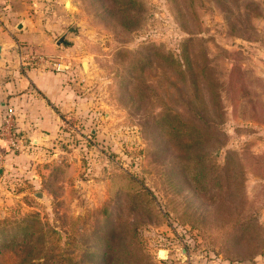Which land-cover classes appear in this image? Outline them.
I'll list each match as a JSON object with an SVG mask.
<instances>
[{
	"label": "rangeland",
	"instance_id": "rangeland-1",
	"mask_svg": "<svg viewBox=\"0 0 264 264\" xmlns=\"http://www.w3.org/2000/svg\"><path fill=\"white\" fill-rule=\"evenodd\" d=\"M12 2L16 56L79 90L0 154V263L264 264V0Z\"/></svg>",
	"mask_w": 264,
	"mask_h": 264
},
{
	"label": "crops",
	"instance_id": "crops-1",
	"mask_svg": "<svg viewBox=\"0 0 264 264\" xmlns=\"http://www.w3.org/2000/svg\"><path fill=\"white\" fill-rule=\"evenodd\" d=\"M12 1L0 0V154L9 152L7 113L12 118L11 131L16 145L29 148L50 144L59 136L62 124L70 119L79 90L75 70L57 71L45 64L25 65L16 56L18 40L17 36L10 38L12 27L20 30L25 23L13 22L12 16L20 11ZM21 22L24 26L19 28Z\"/></svg>",
	"mask_w": 264,
	"mask_h": 264
},
{
	"label": "trees",
	"instance_id": "trees-1",
	"mask_svg": "<svg viewBox=\"0 0 264 264\" xmlns=\"http://www.w3.org/2000/svg\"><path fill=\"white\" fill-rule=\"evenodd\" d=\"M219 106H220V102H218ZM221 108V107H219ZM11 235L9 234L8 231H3L0 233V250H1V247L5 246L7 244V241L9 239H11L10 237ZM115 252H108L106 251V255H105V264H115ZM1 264V263H0Z\"/></svg>",
	"mask_w": 264,
	"mask_h": 264
},
{
	"label": "built area",
	"instance_id": "built-area-1",
	"mask_svg": "<svg viewBox=\"0 0 264 264\" xmlns=\"http://www.w3.org/2000/svg\"><path fill=\"white\" fill-rule=\"evenodd\" d=\"M21 60H24V58L21 59ZM25 65H29V64L25 62ZM53 68L55 70H57V71H63V70H65L64 65L61 62H57V61H55L53 63ZM5 124H6L7 131L10 132V142L12 143V145H16L15 139L13 138V134H12V131H11V129L13 127V123H12V118H11V116H10L9 113H7V118L5 120Z\"/></svg>",
	"mask_w": 264,
	"mask_h": 264
},
{
	"label": "water",
	"instance_id": "water-1",
	"mask_svg": "<svg viewBox=\"0 0 264 264\" xmlns=\"http://www.w3.org/2000/svg\"><path fill=\"white\" fill-rule=\"evenodd\" d=\"M68 3H70V0H67V4ZM24 26V23L23 22H21L20 24H19V28H22ZM67 34H68V32H65L57 41H56V44L57 45H60V44H67L68 43V41L66 40V37H67ZM2 58V46H0V59ZM83 67L86 69V68H88V62L86 61V60H84V62H83ZM258 77H261V78H263L264 79V71H259L258 72Z\"/></svg>",
	"mask_w": 264,
	"mask_h": 264
},
{
	"label": "bare ground",
	"instance_id": "bare-ground-1",
	"mask_svg": "<svg viewBox=\"0 0 264 264\" xmlns=\"http://www.w3.org/2000/svg\"><path fill=\"white\" fill-rule=\"evenodd\" d=\"M70 5V3H68Z\"/></svg>",
	"mask_w": 264,
	"mask_h": 264
}]
</instances>
